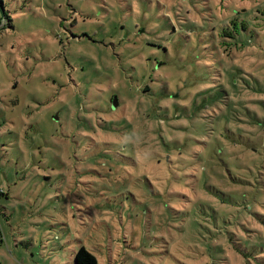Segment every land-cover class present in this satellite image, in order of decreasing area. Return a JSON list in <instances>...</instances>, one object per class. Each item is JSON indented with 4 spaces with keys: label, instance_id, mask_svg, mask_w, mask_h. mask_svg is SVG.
<instances>
[{
    "label": "rangeland",
    "instance_id": "374dc122",
    "mask_svg": "<svg viewBox=\"0 0 264 264\" xmlns=\"http://www.w3.org/2000/svg\"><path fill=\"white\" fill-rule=\"evenodd\" d=\"M4 14L0 264H71L80 245L97 264H264V191L252 179L245 198L236 180L258 172L249 140L264 126V0H0ZM234 20L240 32L245 23L242 47L252 53L232 47L234 71L240 58L253 62L239 103L228 109L202 89L195 113L173 121L193 137L184 138L193 162L102 145L123 138L102 129L111 119L150 129L137 85L148 82L168 105L196 90L197 64L216 58L212 30Z\"/></svg>",
    "mask_w": 264,
    "mask_h": 264
},
{
    "label": "trees",
    "instance_id": "16d2710c",
    "mask_svg": "<svg viewBox=\"0 0 264 264\" xmlns=\"http://www.w3.org/2000/svg\"><path fill=\"white\" fill-rule=\"evenodd\" d=\"M2 17L6 19V15L3 16L0 15V27L2 26ZM6 23V21H5ZM235 20L232 23H225L220 28V30L216 33L215 30H212L211 35L215 37L216 44L213 45V47L209 46V48L215 49L214 55H216V58L212 61L211 64H205V63H198L197 66L199 69L205 74V72H208L209 74L207 76L204 75H197L198 79L196 82H192L191 85L196 84L197 88L196 90L193 89H187L184 88V91H179L178 95L172 94L171 97L172 101L170 102V105L165 103L162 99L156 98L154 96V89L151 87L148 82H143L142 85H137V91L139 92V98L138 101V111L140 113V119L144 120V122H150L152 125L150 129H147L145 131H137L134 129V127H129L132 125L128 122L127 119H125L123 116L119 119H114L109 122H105L102 125V129L106 131L107 134H112V136L119 134L123 138H119V142L112 140V142L103 143L102 145L111 147V149H115L116 151H124V150H130L135 151L136 145H141L143 148L142 151L150 152L153 154H156L157 156L154 158L155 162H160L161 160L164 161V157L168 155L166 160L170 161L171 153L174 154V158L172 159V162H176L180 165H188V162H193V153L194 151H187L186 148V141L184 138L192 139L193 137L191 135L183 134L182 130L184 126L185 121H181V123H175L173 122L176 119V116L181 112L182 117H191V114H194L197 108V96L200 94L201 90H205V95L209 101H214L213 103H216L218 101H221L223 99H226L228 104V109L233 108L235 105L239 103L235 101V98L238 99V94L240 93L239 88H246V85L243 82V77L241 76V73H243V68L246 67V63L249 62L252 66V60L246 61L245 58H240V60L244 65L239 66L237 69L241 72L234 71V65L236 60L234 59L235 56L230 55L231 48L234 47V49H237L239 51H243L244 56L251 55L252 53L246 52L244 50L243 42H242V34L246 33L245 30V23H242V31L240 32L239 29H236L234 27ZM159 47V45L157 46ZM160 48V47H159ZM165 51V50H164ZM223 53H226L224 56ZM212 68H209V67ZM245 66V67H244ZM188 69H190L188 67ZM212 70V72L210 71ZM139 75V73H138ZM146 79H150L149 76H147ZM227 82V86L225 87L224 83ZM202 84V88L200 89L199 86ZM221 91L219 94L213 93V89H218ZM153 92V93H152ZM165 93H168L166 90ZM115 95V94H114ZM114 95H111L109 97L110 100H108L107 104H110L111 106V99ZM171 95V94H170ZM117 96V95H116ZM168 94H166V97L168 98ZM215 97H221V98H214ZM180 98L175 99V98ZM181 99L184 100V103H181ZM234 105V106H233ZM150 106L152 108L156 107L158 108V112L161 113L159 115L152 113H149ZM112 108V107H111ZM147 110V112L145 111ZM109 111V110H108ZM137 111V112H138ZM157 112V113H158ZM191 113V114H190ZM196 117V114L194 115ZM113 117V116H112ZM160 117L163 118L165 123V132H162V128L164 127L161 125ZM238 116H232L231 118H237ZM114 118V117H113ZM124 126V127H123ZM194 132L196 131V124L194 120ZM123 127V128H122ZM129 127V130H126L125 128ZM122 128V131H121ZM125 129V130H124ZM208 131V134H212L213 139L217 140L219 138V135H221L220 129H216V131L211 130V128H206ZM148 133L151 134V137L148 136ZM264 134V126L258 125V130L254 134L253 138L249 140L250 142V157H253V162L255 163V168L258 169L257 176L255 174H249L246 175V172H243L241 174V177H238L236 180L240 183L238 186L243 188L242 195L246 198L244 191L246 190L247 185L254 186L252 179L261 187V190L264 191V145L262 143V137ZM106 135V134H105ZM117 138V137H116ZM133 139H136L135 142H133ZM182 139V140H181ZM184 141V142H183ZM171 143L174 144V147L171 146ZM112 144V145H110ZM257 145V146H256ZM210 147L215 152V147L213 144L210 145ZM210 150V152L214 153L213 150ZM191 153V155H188L192 157L191 159H188L183 155L184 153ZM165 162V161H164ZM256 162H259L258 164ZM161 164V163H158ZM252 169V168H250ZM202 172L200 174H197V181L196 186H202V176L204 175L203 169H201ZM253 170V169H252ZM203 186H206L203 185ZM0 194H3V191L0 189ZM198 197V196H197ZM201 206L204 207H211L210 204L207 203L206 199H202ZM246 209V206H245ZM246 212V211H245ZM244 212V213H245ZM237 228V227H236ZM232 233V232H231ZM246 256V253L243 254ZM71 264H97V259L94 256V254L89 251L85 246L80 245L77 250H75L73 259L71 261ZM217 264H221L220 262Z\"/></svg>",
    "mask_w": 264,
    "mask_h": 264
},
{
    "label": "water",
    "instance_id": "95a60500",
    "mask_svg": "<svg viewBox=\"0 0 264 264\" xmlns=\"http://www.w3.org/2000/svg\"><path fill=\"white\" fill-rule=\"evenodd\" d=\"M117 105V96L114 95L111 99V107L115 108V106Z\"/></svg>",
    "mask_w": 264,
    "mask_h": 264
}]
</instances>
